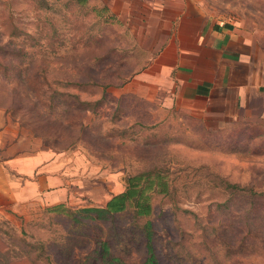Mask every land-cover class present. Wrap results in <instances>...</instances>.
Returning a JSON list of instances; mask_svg holds the SVG:
<instances>
[{"label": "rangeland", "instance_id": "1", "mask_svg": "<svg viewBox=\"0 0 264 264\" xmlns=\"http://www.w3.org/2000/svg\"><path fill=\"white\" fill-rule=\"evenodd\" d=\"M211 1L254 18L264 78V0ZM152 10L0 0V145L67 191L0 211V264H264V109L173 95ZM140 173L145 215L84 211Z\"/></svg>", "mask_w": 264, "mask_h": 264}, {"label": "crops", "instance_id": "2", "mask_svg": "<svg viewBox=\"0 0 264 264\" xmlns=\"http://www.w3.org/2000/svg\"><path fill=\"white\" fill-rule=\"evenodd\" d=\"M129 1L105 0L115 12ZM143 1L152 7L151 13H155L149 20H154V24L156 21L155 30L160 36L157 44L165 47L162 58L168 62V73L164 74V79L173 85V95L213 100L218 94L221 102L232 101L241 109H264L261 37L253 17L244 16V11L238 12L236 8L229 9L234 10L232 13L227 8L222 10L211 0H167L174 3L171 5L164 4L165 0ZM234 5L233 2L230 7ZM153 26L150 29L153 30ZM28 158L5 159L1 141L0 211L20 213L38 200L49 206L67 199L63 187L52 189L46 178H30L34 169L29 171V166L22 161Z\"/></svg>", "mask_w": 264, "mask_h": 264}, {"label": "trees", "instance_id": "3", "mask_svg": "<svg viewBox=\"0 0 264 264\" xmlns=\"http://www.w3.org/2000/svg\"><path fill=\"white\" fill-rule=\"evenodd\" d=\"M145 173H140L138 175L129 178V185L126 189L118 194L112 195L107 201L106 205L101 208H85V212L95 210L98 213L99 218H106L109 215L123 212L128 206H133L137 208L139 215H145L147 213L148 205L143 206L145 202V187H141V181L143 180ZM49 211H65L63 205H57L50 207ZM154 262L153 258L151 259Z\"/></svg>", "mask_w": 264, "mask_h": 264}]
</instances>
